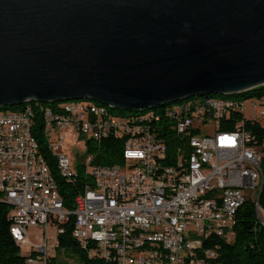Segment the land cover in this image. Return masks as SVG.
<instances>
[{
    "label": "built area",
    "instance_id": "built-area-1",
    "mask_svg": "<svg viewBox=\"0 0 264 264\" xmlns=\"http://www.w3.org/2000/svg\"><path fill=\"white\" fill-rule=\"evenodd\" d=\"M245 103L197 102L140 120L84 104L46 108L42 134L58 175L73 183L83 176L72 210L64 207L31 131L37 101L0 115V201L10 205L12 238L20 250L28 245L23 264H48L70 215L72 238L107 264H208L216 251L203 248L204 241L232 240L237 209L249 190L264 185L256 135L243 127L247 120L264 127V99L250 100L260 111L249 117ZM234 111L240 119L233 129H222V119ZM163 131L180 139L174 157ZM109 136L123 140L121 161L94 163L87 141L98 144ZM67 137L84 142V153L73 161L61 150ZM257 207L264 225L259 198ZM191 226H200V234H191ZM29 227L42 229L38 242H30Z\"/></svg>",
    "mask_w": 264,
    "mask_h": 264
},
{
    "label": "water",
    "instance_id": "water-1",
    "mask_svg": "<svg viewBox=\"0 0 264 264\" xmlns=\"http://www.w3.org/2000/svg\"><path fill=\"white\" fill-rule=\"evenodd\" d=\"M264 83V0H0V107L122 110Z\"/></svg>",
    "mask_w": 264,
    "mask_h": 264
},
{
    "label": "trees",
    "instance_id": "trees-1",
    "mask_svg": "<svg viewBox=\"0 0 264 264\" xmlns=\"http://www.w3.org/2000/svg\"><path fill=\"white\" fill-rule=\"evenodd\" d=\"M264 94V86H257L239 93L232 94H203L198 96H191L178 102L174 106L173 103H166L150 108H141L136 110H118L108 109L106 112L109 115L125 116L132 120H140L141 118L158 117V112H165L172 109H185L191 106V103L209 102L213 100L237 99V97H253L259 98ZM240 95V96H239ZM98 103V102H97ZM96 104V102H95ZM38 105V103H37ZM40 105V104H39ZM27 106L23 103L16 106L0 107V109H21ZM114 111V112H113ZM118 111V112H117ZM116 112V113H115ZM121 112V113H120ZM126 114V115H125ZM136 114V115H135ZM151 114V116H147ZM133 115V116H132ZM133 117L135 119H133ZM40 118V117H39ZM162 119V118H161ZM240 119V112L234 111L228 118L222 119L221 127L225 130L234 128L236 121ZM164 125V123H162ZM243 127L251 130L256 135L257 147L262 152L261 168L264 173V127L258 123L245 121ZM32 134L38 144L39 153L50 164V169L54 175L59 194L61 196L63 205L66 209L72 210L74 208V195L83 181V176L78 175L75 183L68 182L61 178L54 165V159L50 155L46 146V140L42 134V123L40 119L34 120L31 128ZM161 135L166 139L167 153L169 156H175L177 147L180 145V139L174 133H167L163 131ZM87 153L94 152L93 162L101 165H109L119 163L121 161V153L123 148V140L121 138L109 136L93 144L87 141ZM166 161H169L168 158ZM259 204L264 210V185L259 196ZM10 205L0 201V264H23L24 255L21 253L20 247L12 238L9 226L11 220L9 218ZM73 216L70 215L68 221L63 223L64 233L57 237V249H68L72 251L80 260L81 264H107L103 259L97 257H89L85 249H83L78 242L72 238ZM233 239L227 241L224 238L211 236L204 241L203 248H213L216 251V256L207 260L208 264H264V225L259 221L254 202L248 198L237 209L235 215V224L233 226ZM55 257H51L48 264H55Z\"/></svg>",
    "mask_w": 264,
    "mask_h": 264
},
{
    "label": "rangeland",
    "instance_id": "rangeland-1",
    "mask_svg": "<svg viewBox=\"0 0 264 264\" xmlns=\"http://www.w3.org/2000/svg\"><path fill=\"white\" fill-rule=\"evenodd\" d=\"M250 100H257L256 97H250L248 98L244 105V114L245 116H251L253 114H258L260 111V106H253L249 102ZM174 106L178 105V102L173 103ZM10 110H16V109H11V108H6V109H0V111H10ZM61 150L66 152L70 158L71 161L74 160L76 155H82L85 151L84 148V142L82 140H78L76 138H70L67 137L61 144ZM54 228L50 227L46 231V236H47V242L48 244H52L54 242L53 240V235H54ZM43 235L42 229L39 228H34V227H29L28 228V236L29 240L31 243H36L38 242V238ZM27 246L28 245H23L21 249V253L24 255L25 252L27 251ZM54 257H55V264H81L80 260L78 257L70 250L68 249H54Z\"/></svg>",
    "mask_w": 264,
    "mask_h": 264
},
{
    "label": "bare ground",
    "instance_id": "bare-ground-1",
    "mask_svg": "<svg viewBox=\"0 0 264 264\" xmlns=\"http://www.w3.org/2000/svg\"><path fill=\"white\" fill-rule=\"evenodd\" d=\"M260 86H264V83L260 84L259 87ZM248 98H250V96L249 97H237V99H232V98L226 99L225 98L224 100H213V101L224 102V104H226L227 106H237V105H240L241 103H243V101L247 100ZM256 99H264V94L261 95L259 98H256ZM95 102H96V104H95ZM24 103H27V102H24ZM37 103H38V105H37V119L38 120L40 119L42 124H46V108H53L55 106L56 107H64V105H81V104H84V105H88L90 107H93V109H96L97 111H101L104 114H108L107 112H109L110 109H114V111H116V109H118V108L111 107L110 105H106V104L99 103V102L97 103V101L92 100L90 98H78V99L50 101V102L37 101ZM160 105H162V104H160ZM156 106H158V105H156ZM152 107H154V106H152ZM106 108H108L109 110ZM21 109H27V106H25ZM106 110H108V111L106 112ZM118 110H122V109H118ZM127 111H131V110H127ZM9 112L10 111H0V115L9 114ZM147 116H151V114H147ZM263 116H264V109H263ZM115 117L123 118L124 120H132L131 118H128L127 115H126V117L125 116H115ZM133 119H135V118L133 117ZM257 149H259V148L257 147ZM261 190H262V187H253V189L249 190V192L246 194L245 200L250 198L254 202L257 217H258L259 221L262 223V218H260V211L258 210V207H257V199L260 196ZM191 234H200V226H191Z\"/></svg>",
    "mask_w": 264,
    "mask_h": 264
}]
</instances>
